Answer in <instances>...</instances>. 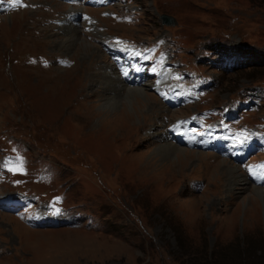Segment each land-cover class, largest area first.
Here are the masks:
<instances>
[{
    "label": "rangeland",
    "instance_id": "374dc122",
    "mask_svg": "<svg viewBox=\"0 0 264 264\" xmlns=\"http://www.w3.org/2000/svg\"><path fill=\"white\" fill-rule=\"evenodd\" d=\"M84 1L0 13V264H264V201L249 193L264 176L238 137L264 123V0ZM76 39L87 52L66 49ZM154 42L150 71L134 54L157 58ZM125 65L142 79L114 70L117 101L137 87L149 104L111 124L101 76ZM249 90L259 105L231 119ZM167 144L201 156L164 166L152 156Z\"/></svg>",
    "mask_w": 264,
    "mask_h": 264
},
{
    "label": "bare ground",
    "instance_id": "6f19581e",
    "mask_svg": "<svg viewBox=\"0 0 264 264\" xmlns=\"http://www.w3.org/2000/svg\"><path fill=\"white\" fill-rule=\"evenodd\" d=\"M74 12H76V10H74ZM74 20V17L70 16L67 18V21L65 22V24H70L72 23ZM70 33V32H69ZM66 34V33H65ZM64 34V35H65ZM67 35V34H66ZM65 35V36H66ZM70 35V34H69ZM67 39V38H66ZM70 39V38H69ZM66 41V40H65ZM73 41V40H72ZM75 43H73L71 46L67 47L66 49L69 50V52H73V53H77L78 49H84L86 52L90 46V44H88V42H85L83 40H79L76 39V41H74ZM65 43V42H64ZM63 43V44H64ZM67 43V42H66ZM68 46V44H66ZM83 51V50H82ZM67 52V51H66ZM85 54V53H84ZM94 56V55H93ZM101 62V61H100ZM104 62V61H103ZM99 63V62H98ZM101 64V63H100ZM96 65V64H95ZM94 65V66H95ZM107 65V63H106ZM97 68V67H96ZM99 68V67H98ZM97 68V69H98ZM102 68V67H101ZM89 70V68H88ZM95 71V70H94ZM93 71V72H94ZM101 73V72H100ZM84 75H82L83 77ZM89 76V75H88ZM76 78V77H75ZM81 78V76H80ZM101 78L103 79V82L106 86L107 89V95L105 96V98L103 99V103L101 104V109H99V111H101V116L103 117V121H109L111 124H116V123H120L123 122L125 123V119L127 121L130 122L129 119H133L135 116L139 117L141 116L140 114V109L141 108H145V106H147L149 104V99L147 97V92L144 91L142 88H137V87H132L129 88L127 93L124 96V100L123 101H117L119 98H117L116 95V90L115 87L116 85H118L119 81L115 75L114 69L113 68H108L104 70V76H101ZM83 79V78H82ZM99 83H97L96 81V86H98ZM119 87V85H118ZM126 88V87H125ZM98 89V88H97ZM104 89V88H103ZM119 89V88H118ZM121 89V88H120ZM119 89V90H120ZM105 90V89H104ZM127 90V89H126ZM106 92V91H105ZM95 96V95H93ZM123 97V95H122ZM92 100V99H91ZM128 105L130 106V111H127V107ZM153 112V111H152ZM165 112V111H164ZM147 113V112H146ZM157 113V112H156ZM147 116V115H146ZM162 116V115H161ZM142 117V116H141ZM153 118V117H152ZM149 119V118H148ZM150 120V119H149ZM103 124V123H102ZM109 124V123H108ZM141 125V124H140ZM107 128V127H105ZM139 128V127H138ZM101 129V128H100ZM130 130V128H128ZM144 129V128H143ZM138 131V130H136ZM162 131V130H161ZM157 135L159 136L158 138H161V132H157ZM157 138V137H156ZM162 139V138H161ZM167 139V138H166ZM157 140V139H156ZM166 141V140H164ZM163 141V142H164ZM161 143V142H160ZM160 156V157H159ZM197 157V160L200 158L201 154L198 152H192L191 150H187V149H178V148H174L173 146H171L170 144L164 145V147H162V150L160 152V155L157 153L152 156V157H156V158H162V159H167L168 162L166 165L164 166H170V165H174V166H178L182 163L188 162L191 160V158ZM155 158V159H156ZM174 159V160H171ZM201 160V159H200ZM152 162V161H151ZM165 162V161H164ZM154 163V161H153ZM147 164V163H146ZM227 164V163H226ZM224 167V165H223ZM230 167V166H229ZM220 169V168H219ZM227 169V168H226ZM230 170V169H229ZM215 171V170H213ZM236 171V169H232L231 172L234 173ZM218 173V172H217ZM234 178H239V176H234ZM243 182V181H242ZM240 184V183H239ZM219 187V185H218ZM255 187V186H254ZM249 193L254 194L258 199H262L264 201V191H262L259 188H252L250 189ZM248 195V194H247Z\"/></svg>",
    "mask_w": 264,
    "mask_h": 264
},
{
    "label": "water",
    "instance_id": "95a60500",
    "mask_svg": "<svg viewBox=\"0 0 264 264\" xmlns=\"http://www.w3.org/2000/svg\"><path fill=\"white\" fill-rule=\"evenodd\" d=\"M161 19L162 22L167 25H173L175 23L173 17L165 13L161 15Z\"/></svg>",
    "mask_w": 264,
    "mask_h": 264
},
{
    "label": "snow or ice",
    "instance_id": "6c2138e0",
    "mask_svg": "<svg viewBox=\"0 0 264 264\" xmlns=\"http://www.w3.org/2000/svg\"><path fill=\"white\" fill-rule=\"evenodd\" d=\"M16 5V0H13V6H15Z\"/></svg>",
    "mask_w": 264,
    "mask_h": 264
},
{
    "label": "trees",
    "instance_id": "16d2710c",
    "mask_svg": "<svg viewBox=\"0 0 264 264\" xmlns=\"http://www.w3.org/2000/svg\"><path fill=\"white\" fill-rule=\"evenodd\" d=\"M257 249V248H256ZM242 258H244V256H241ZM259 262V261H258Z\"/></svg>",
    "mask_w": 264,
    "mask_h": 264
}]
</instances>
